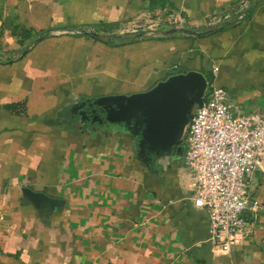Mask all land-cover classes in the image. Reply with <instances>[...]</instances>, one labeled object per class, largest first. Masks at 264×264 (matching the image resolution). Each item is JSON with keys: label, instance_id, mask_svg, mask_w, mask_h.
<instances>
[{"label": "crops", "instance_id": "crops-1", "mask_svg": "<svg viewBox=\"0 0 264 264\" xmlns=\"http://www.w3.org/2000/svg\"><path fill=\"white\" fill-rule=\"evenodd\" d=\"M164 9L181 27L96 38ZM190 70L264 118V0H0V264H264V159L225 254L182 155L140 148V119L82 114Z\"/></svg>", "mask_w": 264, "mask_h": 264}, {"label": "built area", "instance_id": "built-area-1", "mask_svg": "<svg viewBox=\"0 0 264 264\" xmlns=\"http://www.w3.org/2000/svg\"><path fill=\"white\" fill-rule=\"evenodd\" d=\"M145 14L126 24L123 32L152 35L158 24L177 28L183 23L172 9ZM243 15L238 11L236 20ZM182 147L189 199L208 215L210 248L228 254L247 234L246 213L258 206L250 179L264 159V118L238 110L226 89L208 82L202 106L193 110L186 125Z\"/></svg>", "mask_w": 264, "mask_h": 264}, {"label": "water", "instance_id": "water-1", "mask_svg": "<svg viewBox=\"0 0 264 264\" xmlns=\"http://www.w3.org/2000/svg\"><path fill=\"white\" fill-rule=\"evenodd\" d=\"M206 87V77L190 70L170 75L146 91L97 98L88 103L82 114L89 116L98 111L107 120L129 123L140 119L143 136L139 138L140 148H145L146 140L152 155L161 151L182 155L183 133L193 110L202 106ZM146 133L149 136L144 138Z\"/></svg>", "mask_w": 264, "mask_h": 264}, {"label": "trees", "instance_id": "trees-1", "mask_svg": "<svg viewBox=\"0 0 264 264\" xmlns=\"http://www.w3.org/2000/svg\"><path fill=\"white\" fill-rule=\"evenodd\" d=\"M136 35L135 34H129V35H124V36H118V37H114V38H108L102 35H97L96 34V38H98L99 40L102 41H116L119 43H124L126 40L133 39Z\"/></svg>", "mask_w": 264, "mask_h": 264}, {"label": "flooded vegetation", "instance_id": "flooded-vegetation-1", "mask_svg": "<svg viewBox=\"0 0 264 264\" xmlns=\"http://www.w3.org/2000/svg\"><path fill=\"white\" fill-rule=\"evenodd\" d=\"M139 135H140V138L142 139V138H143V136H142V130L139 132ZM148 136H149V134L146 133L144 138H146V137H148ZM144 142H145V146H144V147L147 149L148 141L145 140Z\"/></svg>", "mask_w": 264, "mask_h": 264}, {"label": "rangeland", "instance_id": "rangeland-1", "mask_svg": "<svg viewBox=\"0 0 264 264\" xmlns=\"http://www.w3.org/2000/svg\"><path fill=\"white\" fill-rule=\"evenodd\" d=\"M122 33H124V32H122ZM124 34H127V33H124Z\"/></svg>", "mask_w": 264, "mask_h": 264}]
</instances>
